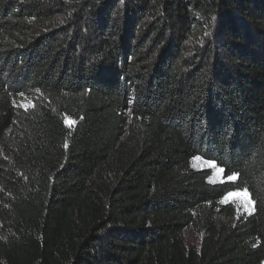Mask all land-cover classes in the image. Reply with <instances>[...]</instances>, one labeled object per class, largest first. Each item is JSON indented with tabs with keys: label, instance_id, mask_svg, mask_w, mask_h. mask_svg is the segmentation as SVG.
Wrapping results in <instances>:
<instances>
[{
	"label": "trees",
	"instance_id": "1",
	"mask_svg": "<svg viewBox=\"0 0 264 264\" xmlns=\"http://www.w3.org/2000/svg\"><path fill=\"white\" fill-rule=\"evenodd\" d=\"M263 262L264 0H0V264Z\"/></svg>",
	"mask_w": 264,
	"mask_h": 264
},
{
	"label": "rangeland",
	"instance_id": "2",
	"mask_svg": "<svg viewBox=\"0 0 264 264\" xmlns=\"http://www.w3.org/2000/svg\"><path fill=\"white\" fill-rule=\"evenodd\" d=\"M192 166L198 170L208 169L211 173L210 182L218 183L222 181L221 171L211 164L204 163L200 160H194ZM222 204H230L234 207V213L236 217L248 214L252 211V202L249 196L244 192H237L227 195L223 200ZM185 243L188 247L199 248L201 243V235L197 234L191 229H188L184 233ZM264 264V262L262 263Z\"/></svg>",
	"mask_w": 264,
	"mask_h": 264
},
{
	"label": "snow or ice",
	"instance_id": "3",
	"mask_svg": "<svg viewBox=\"0 0 264 264\" xmlns=\"http://www.w3.org/2000/svg\"><path fill=\"white\" fill-rule=\"evenodd\" d=\"M197 160L200 159L199 157L196 158ZM212 167H215L214 164L211 165ZM221 172L223 171V169L220 170ZM230 180H233L235 181L236 179H238L237 175L236 174H233L232 176L229 177ZM244 194L246 195V190L244 191Z\"/></svg>",
	"mask_w": 264,
	"mask_h": 264
}]
</instances>
